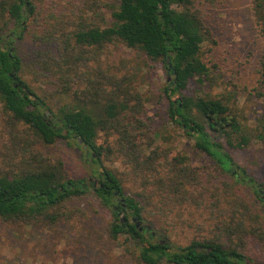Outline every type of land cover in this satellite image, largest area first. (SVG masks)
<instances>
[{
    "label": "trees",
    "instance_id": "obj_1",
    "mask_svg": "<svg viewBox=\"0 0 264 264\" xmlns=\"http://www.w3.org/2000/svg\"><path fill=\"white\" fill-rule=\"evenodd\" d=\"M205 1L67 0L40 7L34 0H0V117L8 137L0 156L1 222L15 231L34 225L54 230L84 217L75 202L92 195L111 213L108 238L121 247L135 245L133 264L256 261L247 249L257 242L246 236L259 235L264 243V184L251 176L239 178V165L212 133L233 149H245L251 138L222 99L187 94L192 81H201L211 70L202 56L205 41L212 39ZM250 9L264 39V0H251ZM83 11L92 16L83 18ZM43 13L47 26L41 23ZM32 25L46 27L35 35L38 47L27 62L18 44ZM120 46L135 52L137 64L164 66L167 114L215 161L213 167H193L187 156L155 145L148 99L137 83L143 84V77H137L134 66L125 73L103 67L105 50ZM260 57L257 95L264 100V54ZM35 83L49 84L47 93L71 96L75 105L61 108L60 121H52L45 111L47 93ZM60 141L90 151L98 185L73 178L63 159L36 148ZM217 173H233L237 185L248 191L247 199L238 192L233 200L218 197L211 178ZM193 203L216 214L211 235H199L186 245L156 237L157 230L168 232L172 226V212ZM159 215L162 229L151 220Z\"/></svg>",
    "mask_w": 264,
    "mask_h": 264
},
{
    "label": "rangeland",
    "instance_id": "obj_2",
    "mask_svg": "<svg viewBox=\"0 0 264 264\" xmlns=\"http://www.w3.org/2000/svg\"><path fill=\"white\" fill-rule=\"evenodd\" d=\"M34 1L41 7L44 3L51 5L53 2L64 5L67 0ZM102 1L110 3L115 0ZM205 4L209 10L213 40L208 38L205 41L202 56L209 62L211 70L201 81L194 79L187 94L220 98L230 107L241 122L244 132L249 134L251 143L245 149H233L226 144L224 137L214 132L212 136L224 143L226 150L239 165V178L247 179L251 176L256 182L264 184V100L257 95L261 77L257 65L260 56L264 54V39L253 20L251 0H206ZM45 15L46 13L42 14L41 23L47 26ZM90 15L92 16L91 12L83 11L82 17L89 18ZM106 16L110 17L108 10ZM2 23L0 17V24ZM30 27L24 40L18 44L27 62L33 50L38 47L35 35L41 34L45 28L40 25ZM111 50H105L102 56L103 67L114 66V71L119 69V73H125L131 72L134 66L138 71L137 77H143V84L137 83L141 93L148 99V116L152 118L155 130L150 134L155 133V145L171 149L172 154L187 156L188 163L193 167H213L215 161L199 150L195 138L188 136L167 114L168 100L163 88L169 78L164 66L161 63L153 66L143 62L137 64L133 59L135 52L126 46L112 47ZM123 59L126 60L122 62ZM26 78L32 82L31 76ZM35 85L42 94L52 91L49 84ZM45 96V111L52 121H60L61 108L75 105L71 96L51 93ZM177 97L175 95L173 98ZM159 99H162L160 103ZM7 140L5 120L0 117V156ZM36 148L53 159H63L73 178H86L88 186L99 184H91L89 180L91 175H95L97 167L88 155L82 156V152H85L83 147L70 146L66 141H60L53 145L39 144ZM142 150L148 151L145 145ZM116 166L120 167V162ZM211 178L212 186H216L213 190H216L218 197L233 200L237 198L238 192L243 194V199H247L248 191L237 185V177L233 173H217ZM78 203L86 215L70 224L61 223L54 230L34 225L15 231L13 227L0 221V264H133L135 245L128 242L121 247L107 236L105 226L111 213L92 195L75 202ZM208 211L207 208H197L194 203L178 208L171 213L172 226L168 232L157 230L156 237L161 240L166 237L174 245H186L199 235H211L210 230L215 227L218 218ZM215 217L213 221L211 218ZM158 218L160 215L151 219L152 224L155 228L162 229ZM246 239L257 242L247 249L249 255L256 257V261L251 264H264V243L260 242V236H246Z\"/></svg>",
    "mask_w": 264,
    "mask_h": 264
},
{
    "label": "flooded vegetation",
    "instance_id": "obj_3",
    "mask_svg": "<svg viewBox=\"0 0 264 264\" xmlns=\"http://www.w3.org/2000/svg\"><path fill=\"white\" fill-rule=\"evenodd\" d=\"M92 152V151H91ZM90 153V151H85V152H82V156H86V155H88ZM89 180H90V182H91V184L93 183V184H96V183H98V182H100L99 181V179H98V177H96L95 175H91L90 177H89ZM116 197H117V200L120 202V200L122 199V197L119 195V194H117L116 193ZM122 207H124V208H126L127 210H129L128 209V206H127V204L124 206L123 204H122ZM117 211H118V213L120 214V216L123 218V220H125L124 219V215H125V213L123 212V211H121L120 209H117ZM130 211V210H129ZM135 217H133V219H134ZM140 224V223H139Z\"/></svg>",
    "mask_w": 264,
    "mask_h": 264
},
{
    "label": "water",
    "instance_id": "obj_4",
    "mask_svg": "<svg viewBox=\"0 0 264 264\" xmlns=\"http://www.w3.org/2000/svg\"><path fill=\"white\" fill-rule=\"evenodd\" d=\"M117 194H118V193H117ZM120 203L123 204L124 206L126 205V202H125V198H124V197H122V199L120 200ZM123 217H124V219H126V218H125V215H124ZM133 220L136 221L137 218L135 217ZM137 226L139 227L140 224L137 223Z\"/></svg>",
    "mask_w": 264,
    "mask_h": 264
}]
</instances>
